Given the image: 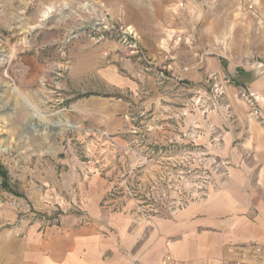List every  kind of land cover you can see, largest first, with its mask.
Here are the masks:
<instances>
[{
	"label": "rangeland",
	"instance_id": "1",
	"mask_svg": "<svg viewBox=\"0 0 264 264\" xmlns=\"http://www.w3.org/2000/svg\"><path fill=\"white\" fill-rule=\"evenodd\" d=\"M263 113L264 0H0V217L172 215L248 171Z\"/></svg>",
	"mask_w": 264,
	"mask_h": 264
},
{
	"label": "crops",
	"instance_id": "2",
	"mask_svg": "<svg viewBox=\"0 0 264 264\" xmlns=\"http://www.w3.org/2000/svg\"><path fill=\"white\" fill-rule=\"evenodd\" d=\"M95 102L78 110L105 124L128 112L126 103L96 110ZM249 143L255 156L247 172L234 168L225 188L169 216L139 222L92 207L85 225L74 217L62 225L0 217V264H163L165 256L168 264H264L226 254L230 244L264 245V113L251 121Z\"/></svg>",
	"mask_w": 264,
	"mask_h": 264
},
{
	"label": "built area",
	"instance_id": "3",
	"mask_svg": "<svg viewBox=\"0 0 264 264\" xmlns=\"http://www.w3.org/2000/svg\"><path fill=\"white\" fill-rule=\"evenodd\" d=\"M234 253L237 255V258H250V259H260L264 258V245L260 243H250L245 246L236 247Z\"/></svg>",
	"mask_w": 264,
	"mask_h": 264
},
{
	"label": "bare ground",
	"instance_id": "4",
	"mask_svg": "<svg viewBox=\"0 0 264 264\" xmlns=\"http://www.w3.org/2000/svg\"><path fill=\"white\" fill-rule=\"evenodd\" d=\"M48 17H49V9H48V12L46 11L42 14V20L41 21H45ZM16 91H18V90H16ZM50 123H52V122H50ZM49 125L52 127L58 128L60 130V132L68 131L72 128H76V125L66 118L59 119L57 122L49 124ZM5 151H6V148H3V147L0 148V153H3Z\"/></svg>",
	"mask_w": 264,
	"mask_h": 264
}]
</instances>
